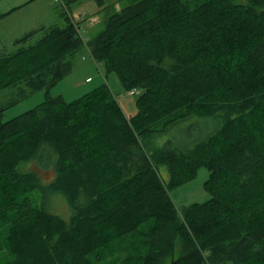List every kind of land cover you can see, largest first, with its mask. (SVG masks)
Here are the masks:
<instances>
[{"label": "trees", "instance_id": "trees-1", "mask_svg": "<svg viewBox=\"0 0 264 264\" xmlns=\"http://www.w3.org/2000/svg\"><path fill=\"white\" fill-rule=\"evenodd\" d=\"M82 1L0 53V92L20 93L0 105L2 264H264V0H139L91 38L70 11ZM86 49L139 92L136 114L107 84L71 102L50 94ZM194 116L209 124L176 137ZM33 163L53 169L46 189L65 194L70 219L34 204ZM202 168L210 199L178 210L172 191Z\"/></svg>", "mask_w": 264, "mask_h": 264}, {"label": "rangeland", "instance_id": "rangeland-1", "mask_svg": "<svg viewBox=\"0 0 264 264\" xmlns=\"http://www.w3.org/2000/svg\"><path fill=\"white\" fill-rule=\"evenodd\" d=\"M64 0H0V11L7 14L0 21V53L13 52L16 40L41 26L63 25L62 16L65 10ZM101 6L96 0H84L81 3L73 4L70 11L75 22H79L80 29L85 38H91L105 28V19L108 15L120 9L132 5L139 0H103ZM245 1V0H241ZM38 37L36 36L32 43ZM90 78V79H88ZM102 84H107L112 93L118 100L127 116H133L137 112V95H129L121 85L115 73H108L103 65L91 58L90 51H82L73 60V71L62 79L50 94L55 97L62 95L67 101L71 102L83 95L93 91ZM20 98L19 88H9L0 92V105L8 106L15 99ZM46 98L44 90L30 94L27 98L21 99L17 104L7 108L3 115V121H9L41 104ZM210 120L194 116L179 128L181 131L175 132L176 137L188 138L194 133L198 126L205 127L202 123ZM206 124H209L206 123ZM170 138L168 134L162 140ZM33 169L40 173L41 185L44 189L36 188L29 196L38 207H45L50 212L70 219L72 210L65 194L52 192L46 188L54 181V171L52 168L43 169L38 163H33ZM165 171V169H164ZM42 177V178H41ZM209 177L206 168L200 169L198 176L191 182L172 191L171 196L178 210L193 203H202L210 199L211 195L204 189V184ZM8 226L0 225V264L12 259L11 255L3 250L6 244Z\"/></svg>", "mask_w": 264, "mask_h": 264}, {"label": "built area", "instance_id": "built-area-1", "mask_svg": "<svg viewBox=\"0 0 264 264\" xmlns=\"http://www.w3.org/2000/svg\"><path fill=\"white\" fill-rule=\"evenodd\" d=\"M129 95H138L139 92L137 90H132L128 92Z\"/></svg>", "mask_w": 264, "mask_h": 264}, {"label": "crops", "instance_id": "crops-1", "mask_svg": "<svg viewBox=\"0 0 264 264\" xmlns=\"http://www.w3.org/2000/svg\"><path fill=\"white\" fill-rule=\"evenodd\" d=\"M88 79H90V78H88Z\"/></svg>", "mask_w": 264, "mask_h": 264}]
</instances>
